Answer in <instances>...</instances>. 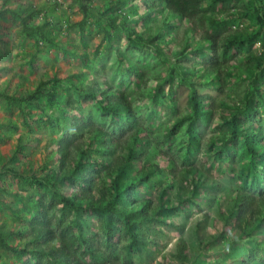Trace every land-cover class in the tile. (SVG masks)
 <instances>
[{
	"label": "rangeland",
	"instance_id": "rangeland-1",
	"mask_svg": "<svg viewBox=\"0 0 264 264\" xmlns=\"http://www.w3.org/2000/svg\"><path fill=\"white\" fill-rule=\"evenodd\" d=\"M156 1L90 0L83 15L78 0H0V93L48 80L22 112L0 95V229L32 246L0 249V264H65L36 247L30 221L70 243L74 264H264V57L250 59L264 51V0H201L188 20ZM64 137L76 151L61 171ZM118 191L121 214L93 204Z\"/></svg>",
	"mask_w": 264,
	"mask_h": 264
},
{
	"label": "trees",
	"instance_id": "trees-1",
	"mask_svg": "<svg viewBox=\"0 0 264 264\" xmlns=\"http://www.w3.org/2000/svg\"><path fill=\"white\" fill-rule=\"evenodd\" d=\"M86 2V3H85ZM90 0H78V7L80 12L84 15L87 11L90 10L88 4H89ZM115 3V2H113ZM154 5H160L161 9L163 11H165L167 14H171L174 15L176 17L181 18V20H188V18H190L191 15H195V13H199L200 12V4H201V0H157L156 2H153ZM100 16L102 17V21L106 22L107 24L111 25L112 27L115 26V24L113 23V17H105L104 13L101 12ZM258 19L260 20V23L262 22V20L264 19V15H260ZM161 21V19L159 20ZM164 24V19L163 22ZM210 23L211 24H215L216 20L214 18L210 19ZM154 27H156V29L159 28L158 23L156 25H154ZM167 27V26H165ZM33 31L32 29H28L25 30V32H30ZM159 31V34H161L162 32ZM41 34V33H40ZM163 34V33H162ZM241 37V34L238 31L235 32H229L226 34V40L227 43H236L238 40V38ZM140 39V38H139ZM210 55H213V52L210 53ZM264 57V51H262L261 54H251L250 55V59L255 61V63L257 65H260L262 63V59ZM46 83H48V80H40L37 84V88L35 90L29 91L27 89L24 90H19L17 93H8V92H1L0 95L4 96L5 99L9 102V103H14L17 107V109L22 112L23 110V105L24 103L26 104L29 101V97L31 95H35L37 93H41V87H43ZM108 93H111L113 95H115V98H111V97H107L105 95V91L103 90V99L105 100V107L112 110L113 112L119 113V114H123L124 112H127L128 108H127V104H121L122 100H120L119 96H117L115 94L114 91L108 92L107 91V95ZM102 94V93H101ZM54 92H45V97L47 100H51L54 98ZM195 101V100H194ZM103 103V102H102ZM197 104L195 102H193V108L196 109ZM70 143L68 142L67 138H63L61 141H59L57 143V146L55 148V153L54 156L56 155V159H57V163L59 164V169L62 171L64 169H66L67 164L72 163L73 164V159L74 156L73 154L75 153L74 151H76L74 146H70ZM125 161V160H124ZM123 163L118 161V162H114L110 168H109V173L114 175L115 177V182L116 181V175H118L120 173V171L123 169ZM58 171V169H50V172H54V171ZM5 171L10 172L14 175H19L20 172L17 170H14L10 167L5 168ZM48 172L45 173V175H47ZM30 178H32L33 180H36V178L34 176H30ZM191 182H193L194 180L191 179ZM118 185V183H115ZM115 187V185H113ZM177 194L180 195V200L184 199V196L181 195V193H179V191H176ZM102 194V193H101ZM109 195V196H108ZM102 194V196H98L95 198H92L94 200L95 205H98L102 211L104 212V215H106L107 212H110L111 210H115L117 209L116 206V200L119 199L121 197V193L120 191L115 192L113 196H111V193L109 194ZM236 195L238 197L239 192H236ZM242 198L243 201V205L247 203L248 207H249V211L250 213H246L251 215L252 217L256 216L258 213V210H252L251 209V205L248 204L251 199V196L249 195H241L240 196ZM263 198L260 199L259 204L262 205L264 204V196H262ZM91 199V200H92ZM76 200H80L79 197L77 198H71V200H69L70 204H73L74 202L77 203ZM159 204L164 203L165 205L167 204L166 201H164V199L159 198L158 201ZM168 204L173 205V202L169 203L168 200ZM175 204H179V202H175ZM6 208L8 206H5ZM241 210H243V212H246L247 210V206H242L240 207ZM119 211L122 210H118L117 212L120 213ZM102 212V214H103ZM121 214V213H120ZM45 216V215H44ZM147 219L151 218V214H148L147 216H145ZM129 224V222H127ZM26 229L28 230V232L30 233L31 236V240H35V239H39L40 238V242L36 245V247H38L39 249L44 250L45 254L49 257H51L52 260H62L63 263L65 264H74V261L70 258L72 255V252L70 250L71 245L70 243H68L67 241L60 239L57 240L55 239L53 236H49V228L44 226L43 223L40 222H34V221H30L29 223L26 224ZM22 232V229H0V249L2 250H6L9 251L11 253H19V252H27L30 250V247H26L28 245V243L30 241L28 240H24L22 245L19 246V244L17 242H12L9 240L10 237L12 236H18L20 235ZM69 241L72 244V238L69 235L68 236ZM35 245V244H33ZM162 264L163 261H161Z\"/></svg>",
	"mask_w": 264,
	"mask_h": 264
}]
</instances>
